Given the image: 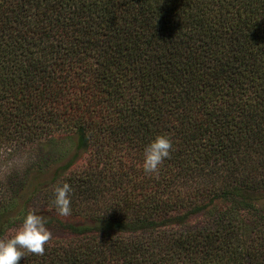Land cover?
Here are the masks:
<instances>
[{
  "label": "trees",
  "instance_id": "trees-1",
  "mask_svg": "<svg viewBox=\"0 0 264 264\" xmlns=\"http://www.w3.org/2000/svg\"><path fill=\"white\" fill-rule=\"evenodd\" d=\"M17 153L0 239L33 210L65 231L20 264H264V0H0V166Z\"/></svg>",
  "mask_w": 264,
  "mask_h": 264
},
{
  "label": "clouds",
  "instance_id": "clouds-1",
  "mask_svg": "<svg viewBox=\"0 0 264 264\" xmlns=\"http://www.w3.org/2000/svg\"><path fill=\"white\" fill-rule=\"evenodd\" d=\"M172 141L166 135L155 136L144 148L141 167L146 174H158L163 161L170 157ZM55 211L62 217L71 215L72 188L67 182L53 186ZM51 233L44 218L36 211H28L21 226L8 239H0V264H20L27 254L42 255Z\"/></svg>",
  "mask_w": 264,
  "mask_h": 264
},
{
  "label": "rangeland",
  "instance_id": "rangeland-1",
  "mask_svg": "<svg viewBox=\"0 0 264 264\" xmlns=\"http://www.w3.org/2000/svg\"><path fill=\"white\" fill-rule=\"evenodd\" d=\"M61 147V146H59ZM58 150L56 151L55 155L52 157L51 160V164L45 169L43 175H39V177L37 179L32 178L31 177V183H27V187L28 189L33 188L34 185H36L37 183H43L45 181H47L53 173V170L55 167L59 166L60 164H62L64 161H66V159H68L70 157V155L72 154V147L70 145L69 141H65L63 144L62 148H57ZM45 150H41L40 152H43ZM8 157V156H7ZM36 158V154L35 153H31V154H27V153H17L15 155H13L11 157V160L9 162H7L6 164H3L0 166L1 169H5L10 166V165H14L16 166L19 170L24 169L25 165L28 164V159H34ZM23 201V200H21ZM32 205V204H30ZM33 205L30 207L32 208ZM47 229L50 231V233H52L53 235H63L65 233V231L63 230V228H61L60 226L57 225H52V226H47Z\"/></svg>",
  "mask_w": 264,
  "mask_h": 264
}]
</instances>
